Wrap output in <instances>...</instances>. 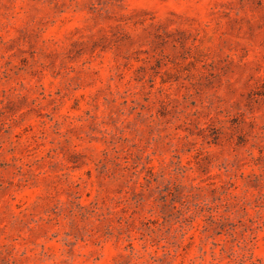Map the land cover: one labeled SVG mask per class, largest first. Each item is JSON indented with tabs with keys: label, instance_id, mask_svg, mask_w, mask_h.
Returning a JSON list of instances; mask_svg holds the SVG:
<instances>
[{
	"label": "rangeland",
	"instance_id": "obj_1",
	"mask_svg": "<svg viewBox=\"0 0 264 264\" xmlns=\"http://www.w3.org/2000/svg\"><path fill=\"white\" fill-rule=\"evenodd\" d=\"M0 264H264V0H0Z\"/></svg>",
	"mask_w": 264,
	"mask_h": 264
}]
</instances>
